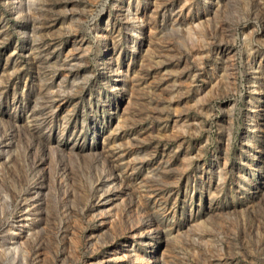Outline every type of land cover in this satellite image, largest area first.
Instances as JSON below:
<instances>
[{
    "label": "rangeland",
    "instance_id": "obj_1",
    "mask_svg": "<svg viewBox=\"0 0 264 264\" xmlns=\"http://www.w3.org/2000/svg\"><path fill=\"white\" fill-rule=\"evenodd\" d=\"M0 264H264V0H0Z\"/></svg>",
    "mask_w": 264,
    "mask_h": 264
}]
</instances>
